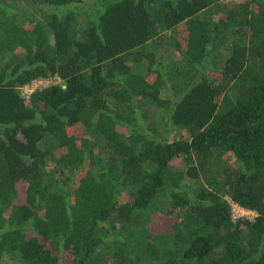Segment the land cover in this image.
Listing matches in <instances>:
<instances>
[{
  "label": "trees",
  "instance_id": "16d2710c",
  "mask_svg": "<svg viewBox=\"0 0 264 264\" xmlns=\"http://www.w3.org/2000/svg\"><path fill=\"white\" fill-rule=\"evenodd\" d=\"M5 262L264 264V0H0Z\"/></svg>",
  "mask_w": 264,
  "mask_h": 264
},
{
  "label": "built area",
  "instance_id": "2783aa9c",
  "mask_svg": "<svg viewBox=\"0 0 264 264\" xmlns=\"http://www.w3.org/2000/svg\"><path fill=\"white\" fill-rule=\"evenodd\" d=\"M39 81H41V82H43V84H45V83H47V84H49L50 85V83L52 84V81H46V80H39ZM57 81V80H56ZM36 82H38V81H36ZM36 82H33L32 84H30V85H28V86H25L24 87V89H23V95H24V97H26V98H28V97H30V95L36 90V89H40V88H43V87H46L45 85L44 86H42V87H39V86H36ZM40 82V83H41ZM38 85V84H37ZM53 85V84H52ZM48 86V85H47ZM249 214H251V215H253L252 213H250V212H246V211H244V210H242V209H240L239 207H237V206H232V216H233V218L234 219H237V218H243V217H246V218H248L247 216L249 215Z\"/></svg>",
  "mask_w": 264,
  "mask_h": 264
},
{
  "label": "rangeland",
  "instance_id": "374dc122",
  "mask_svg": "<svg viewBox=\"0 0 264 264\" xmlns=\"http://www.w3.org/2000/svg\"><path fill=\"white\" fill-rule=\"evenodd\" d=\"M13 5H15L14 7H16V8H18V9H20V11H27V6H26V4H24V2L23 1H20L19 3H13ZM41 81H38V82H36L37 84H36V86H39V87H42V86H47V85H49V84H47V83H45V84H43V82H41ZM57 82L58 81H52V84H57ZM51 84V83H50ZM173 135H175V132H173ZM232 206H234V205H232ZM249 219H251L252 217H253V215H251V214H249L248 216H247ZM6 264H8L7 262H5Z\"/></svg>",
  "mask_w": 264,
  "mask_h": 264
}]
</instances>
